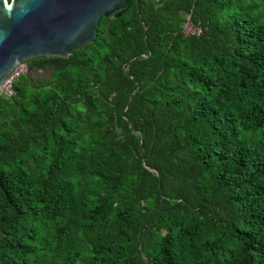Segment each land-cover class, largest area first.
<instances>
[{"label":"trees","instance_id":"trees-1","mask_svg":"<svg viewBox=\"0 0 264 264\" xmlns=\"http://www.w3.org/2000/svg\"><path fill=\"white\" fill-rule=\"evenodd\" d=\"M95 27L0 91V264H264V0Z\"/></svg>","mask_w":264,"mask_h":264},{"label":"water","instance_id":"water-1","mask_svg":"<svg viewBox=\"0 0 264 264\" xmlns=\"http://www.w3.org/2000/svg\"><path fill=\"white\" fill-rule=\"evenodd\" d=\"M127 4L128 0H0V84L28 57H68L95 38V25L103 15L119 13Z\"/></svg>","mask_w":264,"mask_h":264},{"label":"built area","instance_id":"built-area-1","mask_svg":"<svg viewBox=\"0 0 264 264\" xmlns=\"http://www.w3.org/2000/svg\"><path fill=\"white\" fill-rule=\"evenodd\" d=\"M190 25V22H186L184 25V28L186 25ZM194 30L191 32L197 31L195 27L192 26ZM185 30V29H184ZM186 32V31H185ZM189 32V33H191ZM187 33V32H186ZM27 70V64L23 62H19L12 70L11 72L4 78L3 82L0 84V91L4 92L7 95H10L13 92V86L12 82L13 79L16 78L20 73L24 72Z\"/></svg>","mask_w":264,"mask_h":264},{"label":"rangeland","instance_id":"rangeland-1","mask_svg":"<svg viewBox=\"0 0 264 264\" xmlns=\"http://www.w3.org/2000/svg\"><path fill=\"white\" fill-rule=\"evenodd\" d=\"M184 29H185V31H186L187 33H189V32H191L192 30H194V29L192 28V26H190L189 24L186 25V27H185ZM22 62L27 64L26 60H24V61H22ZM51 73H52V72H51V70H50L49 68H48L47 70H44V69H28V67H27V70L24 71V72H22V74H21V78H22V79H23V78H26V76L29 75L31 80L36 81V80H41V79H43V78H48V77H50ZM26 74H27V75H26Z\"/></svg>","mask_w":264,"mask_h":264},{"label":"flooded vegetation","instance_id":"flooded-vegetation-1","mask_svg":"<svg viewBox=\"0 0 264 264\" xmlns=\"http://www.w3.org/2000/svg\"><path fill=\"white\" fill-rule=\"evenodd\" d=\"M48 68H45L44 70H47Z\"/></svg>","mask_w":264,"mask_h":264}]
</instances>
